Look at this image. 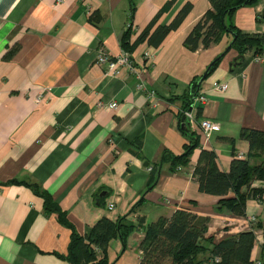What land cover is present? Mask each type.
<instances>
[{"label":"crops","instance_id":"1","mask_svg":"<svg viewBox=\"0 0 264 264\" xmlns=\"http://www.w3.org/2000/svg\"><path fill=\"white\" fill-rule=\"evenodd\" d=\"M187 2L190 9L157 45L138 41L151 22L169 24ZM209 7V0H0V264H70L72 233L88 234L101 217L142 215L147 222L180 206L209 216L206 234L215 239L250 229L253 215L250 257L264 264L263 180L249 184L262 188L261 196H250L244 213L234 214L219 207V195L201 191L193 173L201 148L214 150L224 171L234 157L257 162L240 132H264V53L237 59L236 49H225L228 33L207 47L184 42ZM263 10L264 0L241 5L230 21L243 32H264ZM101 45L112 56L130 50L138 75L126 65L109 72L97 63ZM221 52L199 81L196 93L206 99L192 97L187 107L198 145L171 168L161 152L181 153L187 141L179 122L188 123L179 116L183 93ZM216 82L227 85L219 89ZM111 100L114 108L106 106ZM203 118L218 129L205 135ZM141 236L136 228L124 244L110 238L108 264H137Z\"/></svg>","mask_w":264,"mask_h":264},{"label":"trees","instance_id":"2","mask_svg":"<svg viewBox=\"0 0 264 264\" xmlns=\"http://www.w3.org/2000/svg\"><path fill=\"white\" fill-rule=\"evenodd\" d=\"M255 1L209 0L210 7L193 25L184 39L185 44L191 49L199 46L207 47L218 40L223 33H228L233 40L231 47L238 52L237 59H240L247 51L264 53V32H243L230 21L236 8ZM190 7V2L185 3L177 16L167 25L153 26L154 21L151 22L143 29L138 41L147 39L149 44L157 45L164 35L177 25L178 20ZM259 17L264 19V10ZM128 33L127 29L123 34L122 44L124 46L127 43L124 38ZM124 51L128 53L130 50L124 49ZM220 57L221 55H217L211 61L207 72L216 65ZM199 78L192 79L183 93L185 99L179 112L181 117L184 116L183 110L189 106L192 97L199 89ZM179 122L181 130L187 135L183 151L178 154L168 150L161 152V159L169 160L171 168L176 164L186 163L188 155L198 145V135L191 130L189 123L185 121L181 125V119ZM240 136L248 139L250 156L259 157L257 162L234 157L230 168L224 171L217 166L215 151L201 148L193 169L199 189L219 195V207L224 206L234 214L244 213L246 200L250 196H261L262 188H249L251 181L253 179L264 180V132L254 128H243ZM155 171L153 165L152 174H155ZM152 183L153 181H148L146 187L150 189ZM30 185L39 192L37 183H30ZM243 186L248 187L246 191L241 189ZM229 192L233 195H228ZM44 200L47 207L56 208L55 205L50 206L51 202L47 195L44 196ZM126 215L119 216L116 221L103 216L84 236L73 232L67 254L70 264H108L106 251L110 238L118 235L124 244L128 233L136 228L142 231L138 244L140 257L137 264H254L250 253L255 240L256 224L250 229L215 239L212 235L206 234L209 216L198 215L185 206L178 207L169 217L158 216L147 222L142 215L138 216L136 221L126 218ZM59 216L60 219L64 218L61 213ZM64 222L68 224L65 219ZM95 246L102 251V256L98 259L95 256Z\"/></svg>","mask_w":264,"mask_h":264},{"label":"built area","instance_id":"3","mask_svg":"<svg viewBox=\"0 0 264 264\" xmlns=\"http://www.w3.org/2000/svg\"><path fill=\"white\" fill-rule=\"evenodd\" d=\"M95 53H96L95 61L97 63H105L106 68L109 72L115 71L121 65H126L129 67V69H131L132 71H135L137 73V75L139 73L138 70L136 69V67L134 66L131 58L129 57L128 53L124 50H122L119 54L112 56L107 52V50L104 48V46L101 45L96 49ZM147 57H149V56H147ZM254 57L255 58H261L262 55L256 54ZM226 85H227L226 82H216L215 83V87H217L219 89H224L226 87ZM143 87H144V83L141 80L137 83V88L140 90V89H143ZM193 99L199 100L200 102H203L206 99V97L202 93H196L193 96ZM116 105H117V102L115 100H111L107 103L106 106L108 108H114ZM183 114H184V116L187 119L189 124H191L194 121L195 115L193 113L192 107L184 109ZM199 126H200L202 132L205 135H208L211 131L217 130L219 127V124L217 121H213V120H210L208 118H203L200 120ZM241 155L242 154L239 153V156H241ZM262 186L264 188V180L262 182ZM112 207H113V202H109L108 208H112ZM250 223H251V227L255 224V217L253 215L250 216Z\"/></svg>","mask_w":264,"mask_h":264},{"label":"water","instance_id":"4","mask_svg":"<svg viewBox=\"0 0 264 264\" xmlns=\"http://www.w3.org/2000/svg\"><path fill=\"white\" fill-rule=\"evenodd\" d=\"M232 41H233V40L231 39L230 42L228 43V45L226 46L225 49H228V48L231 46ZM222 53H223V52H221V53L219 54V56L222 55ZM206 72H207V69L205 70V72L203 73V75L200 76L199 81H200V80L206 75Z\"/></svg>","mask_w":264,"mask_h":264}]
</instances>
